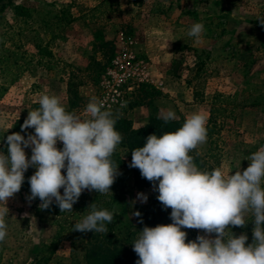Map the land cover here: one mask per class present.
I'll list each match as a JSON object with an SVG mask.
<instances>
[{"label":"rangeland","instance_id":"1","mask_svg":"<svg viewBox=\"0 0 264 264\" xmlns=\"http://www.w3.org/2000/svg\"><path fill=\"white\" fill-rule=\"evenodd\" d=\"M262 18L264 0H7L0 6V152L7 154L8 135L35 134L21 127L41 95L60 97L68 111L82 116L96 96L119 110L117 121L127 120L135 129L161 110L171 109L184 121L204 111L212 136L190 154L228 174L246 170L251 163L246 157L264 146ZM197 22L206 29L199 43L188 35ZM39 48L46 52L41 55ZM133 118L141 127H134ZM25 152L30 159L31 147ZM116 153L123 164L113 194L100 195L101 203L116 210L123 239L137 238L151 205L168 214L172 209L163 207L153 185L138 190L128 151L119 146ZM36 170L25 172L21 190L7 203L0 264H83L79 239L75 251L69 239L58 240L51 257L46 247L61 226L82 219L87 211L77 208L89 207L97 192L84 190L71 212L49 214L38 197L27 199ZM140 193L147 195L146 203L137 199ZM135 211L141 216H132ZM251 219L244 227L229 226L237 237L246 234L247 244L253 243ZM182 230L186 243L205 234Z\"/></svg>","mask_w":264,"mask_h":264},{"label":"clouds","instance_id":"2","mask_svg":"<svg viewBox=\"0 0 264 264\" xmlns=\"http://www.w3.org/2000/svg\"><path fill=\"white\" fill-rule=\"evenodd\" d=\"M259 20L264 24V18ZM205 31L204 24L197 22L188 35L199 43ZM38 103L21 127V131L34 128L35 134L8 135L7 154L0 152V243L8 235L7 203L21 190L30 167L37 170L29 178V202L38 197L42 210L55 202L62 213L73 211L84 190L112 193L120 174L112 159L123 140L116 129L119 110L106 107L96 96L90 97L84 116L68 111L56 95L43 94ZM158 119L168 123L177 116L171 109L161 110ZM208 119L206 112H194L175 132L149 135L143 147L132 151L129 167L138 168L153 183L157 199L165 209H172L173 221L139 232L132 243L139 257L136 264H264V146L246 157L251 161L246 170L232 174L221 167L201 170L190 153L207 142ZM58 142H63L62 150ZM29 147L30 159L25 152ZM137 199L146 203L148 197L140 193ZM116 215L115 209H98L92 203L72 231L107 233V224ZM249 216L255 223L251 244L246 234L237 237L229 227H244ZM183 228L205 234L186 243Z\"/></svg>","mask_w":264,"mask_h":264},{"label":"trees","instance_id":"3","mask_svg":"<svg viewBox=\"0 0 264 264\" xmlns=\"http://www.w3.org/2000/svg\"><path fill=\"white\" fill-rule=\"evenodd\" d=\"M7 0H0V6L3 5ZM68 12V11H67ZM66 10L63 11V15L67 14ZM69 13V12H68ZM67 16V15H66ZM72 18H69L68 23H70ZM46 52L45 48H39V53L42 55ZM221 100V98H219ZM39 107V106H38ZM184 120H173L168 123H164L158 117H151L149 122L138 129L132 127L131 123L127 120L117 121L116 129L122 134L123 140L119 145L120 147L126 149L129 153L130 159L132 161V151L137 147H143L146 143V139L149 135H163L165 132H175L180 127L183 126ZM208 136H212V128L207 127ZM118 146V147H119ZM192 155V154H191ZM112 159L119 164V167L123 164L120 156L115 152ZM195 163H201V168H207L205 170L211 171L215 169L214 166H208L207 162H204L198 154L194 159ZM133 179L134 185L138 190H144L145 188L153 185L152 182L143 178L141 172L138 168H133ZM102 196L97 192V194L91 199V203H95L98 209H108V206L101 203ZM89 205V206H90ZM77 210L87 211L88 207L77 208ZM46 212L53 215H63L60 211L58 205L53 202V204L46 209ZM143 223H141L142 228L144 227H156L158 225H168L173 223L170 214L164 213L161 208L157 211L151 205L146 211H144V217H142ZM74 223L69 226H61L57 234L56 241H53L49 247L50 257L54 254L57 249L58 240L63 237L72 241V250L75 251L77 244L76 240L79 239L82 243L83 248V264H136L139 259L138 255L133 251V242L136 239L134 234H128L124 239L121 237V227H118L113 221L107 224L108 232L104 234L86 232L82 233L79 231H72Z\"/></svg>","mask_w":264,"mask_h":264},{"label":"crops","instance_id":"4","mask_svg":"<svg viewBox=\"0 0 264 264\" xmlns=\"http://www.w3.org/2000/svg\"><path fill=\"white\" fill-rule=\"evenodd\" d=\"M138 119L133 118L134 127H141V125L138 123Z\"/></svg>","mask_w":264,"mask_h":264},{"label":"built area","instance_id":"5","mask_svg":"<svg viewBox=\"0 0 264 264\" xmlns=\"http://www.w3.org/2000/svg\"><path fill=\"white\" fill-rule=\"evenodd\" d=\"M104 103H105V105H106L107 101L104 100ZM57 147L60 148V149L62 150V148H63V142H58V143H57Z\"/></svg>","mask_w":264,"mask_h":264}]
</instances>
